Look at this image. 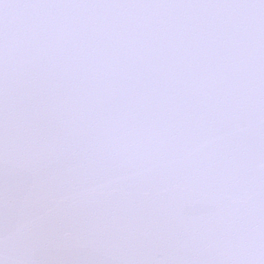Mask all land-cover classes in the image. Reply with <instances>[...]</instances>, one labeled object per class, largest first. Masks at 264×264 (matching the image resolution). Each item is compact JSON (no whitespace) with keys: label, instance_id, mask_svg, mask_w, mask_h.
Instances as JSON below:
<instances>
[{"label":"snow or ice","instance_id":"obj_1","mask_svg":"<svg viewBox=\"0 0 264 264\" xmlns=\"http://www.w3.org/2000/svg\"><path fill=\"white\" fill-rule=\"evenodd\" d=\"M0 264H264V0H0Z\"/></svg>","mask_w":264,"mask_h":264}]
</instances>
